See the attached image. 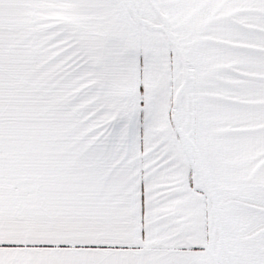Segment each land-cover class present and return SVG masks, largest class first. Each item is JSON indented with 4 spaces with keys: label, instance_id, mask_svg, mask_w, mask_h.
Wrapping results in <instances>:
<instances>
[{
    "label": "snow or ice",
    "instance_id": "obj_1",
    "mask_svg": "<svg viewBox=\"0 0 264 264\" xmlns=\"http://www.w3.org/2000/svg\"><path fill=\"white\" fill-rule=\"evenodd\" d=\"M0 264H264V0H0Z\"/></svg>",
    "mask_w": 264,
    "mask_h": 264
}]
</instances>
